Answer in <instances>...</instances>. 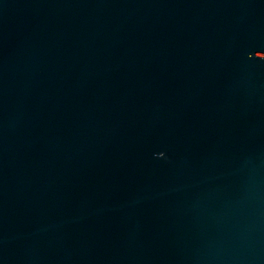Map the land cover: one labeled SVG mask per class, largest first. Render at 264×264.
Returning a JSON list of instances; mask_svg holds the SVG:
<instances>
[{
	"label": "water",
	"instance_id": "obj_1",
	"mask_svg": "<svg viewBox=\"0 0 264 264\" xmlns=\"http://www.w3.org/2000/svg\"><path fill=\"white\" fill-rule=\"evenodd\" d=\"M0 264H264V0H0Z\"/></svg>",
	"mask_w": 264,
	"mask_h": 264
}]
</instances>
